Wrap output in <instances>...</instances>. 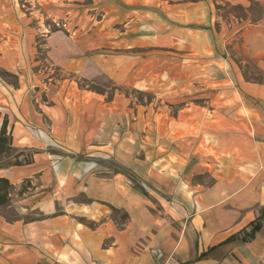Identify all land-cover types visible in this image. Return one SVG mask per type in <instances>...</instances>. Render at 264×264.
Returning a JSON list of instances; mask_svg holds the SVG:
<instances>
[{
  "label": "crops",
  "instance_id": "crops-1",
  "mask_svg": "<svg viewBox=\"0 0 264 264\" xmlns=\"http://www.w3.org/2000/svg\"><path fill=\"white\" fill-rule=\"evenodd\" d=\"M138 1L83 5L97 13L76 21L60 69L86 79L115 70L119 85L147 86L159 72L152 65L158 44L182 42L185 88L215 93L209 107L188 104L172 117L185 121L175 141L143 144L151 127L140 106L131 113L126 95L107 99L37 71L43 22L19 2L0 0L10 7L0 14V67L20 77L16 86L0 81V127L6 119L15 146L33 152L31 163L0 168L20 204V216L0 211V264H264V216L247 237L264 210V15L249 19L251 6L264 11V0H157L147 9ZM227 8L246 15L229 11L225 27ZM120 43L122 64L105 54ZM125 169L153 186L156 198L130 185ZM30 211L36 217L25 219Z\"/></svg>",
  "mask_w": 264,
  "mask_h": 264
},
{
  "label": "rangeland",
  "instance_id": "rangeland-1",
  "mask_svg": "<svg viewBox=\"0 0 264 264\" xmlns=\"http://www.w3.org/2000/svg\"><path fill=\"white\" fill-rule=\"evenodd\" d=\"M15 1L16 3L19 2V7H21L25 13H30L32 12L31 10H34L37 16H39L43 22L42 27L44 30H46V33L36 36L37 54L35 55V69L37 71L41 70L44 75H47V78L54 77L55 79H61L63 77H67L76 80L79 86L87 87L97 92H104L107 96V99H111L113 94L116 92H120L129 97V107L131 108L129 110L131 113L134 109H137V105L140 106L143 125L146 124V127H151V132L146 133L143 131V144L148 145V143L153 144L156 142L162 143L166 141L178 140L185 134V129H183L185 127V121H177L172 117H176L181 110L185 109V105L188 104L191 105V110H194V108L199 104H204L207 107L210 106L207 100H209L215 93L214 89L203 86H189L185 88V80L188 79L185 75V71L180 70V63L185 61V45L182 42L176 40L177 42L175 41L173 46L171 45L172 47L169 48V45L167 44L168 46H166L163 41L161 44L164 46L159 43L157 49H155L156 51L152 52V54H156L155 58L152 56V65L157 66L159 68V72H157V79H152V83H149L150 81L148 82L150 85L145 86V83L140 85H119L117 83L118 81L115 75L117 72L115 70H113L109 76L106 74H98L93 79L79 78V76L75 74L62 71L60 69V61L63 62L72 51V44H70V40H72V36L75 35L73 28L77 24L76 21H78L80 17L83 18L84 15H96L97 13V11H95V13L90 12L91 10L89 8L91 7H88L87 10V7L83 6L87 3V5H89L90 0ZM155 1L157 0H141L138 2L142 3L143 9H147L150 5V2ZM8 10H10V7H0V14L5 13ZM229 11L236 14L237 16L246 15V11L242 8L224 9L223 15L225 16V19L223 22L225 27H228V24L231 23L230 21H232L230 15L228 14ZM143 13V11L138 12V14ZM250 13L252 16L249 15V19L253 20L264 15L263 9L256 4L250 7ZM98 14H101V12H98ZM153 14L160 18V11L153 12ZM161 17L163 16L161 15ZM162 19H164V17ZM116 26L121 27L122 24L117 23ZM218 26L219 24L215 23V27L218 28ZM52 33H61L63 37L53 42V40H50L49 38ZM126 38L132 41L133 35L129 34ZM153 40L154 39L152 38H148L145 40V42L150 41L152 43ZM50 41L52 42V45H50ZM113 45L114 44L111 43V46ZM122 45H124V43H120V47H117L116 50H112L111 48L107 47L105 49V54H108L106 55V58L112 60L113 57V61L118 64L127 62L128 59L123 56L122 51L124 50ZM53 46L55 47L54 50H52ZM115 46L118 45L116 44ZM107 49L110 51H107ZM141 49L143 52H147L146 54L149 55L150 52H148L147 46L142 47ZM191 58L197 59V54H195V56H191ZM146 59H149V57H143V64H146ZM169 59L171 61H169ZM144 67H147V65H143V68ZM247 68L254 76V73L256 72L255 65L250 63L247 65ZM258 78L259 77H257V79ZM0 81H4L16 86L20 82V77L16 72L8 71L0 67ZM171 121L173 130L170 128L171 125L169 124ZM170 130H172V132ZM23 153L26 154L28 151H24ZM144 155L145 154L143 151L142 156ZM21 159L22 157L20 160ZM17 160L19 159H17L15 156L2 158L0 159V168L16 164L18 163ZM108 166L111 168V170H117L115 165L112 163H109ZM125 174L127 176V182L130 185L139 186L142 191L155 197V195H153V192H155V188L153 186L149 185L145 181L140 182L138 180H134L133 173L129 172L127 169H125ZM205 180L210 181L209 178H205ZM27 186L28 183L25 182L23 187L18 190L16 194H21L23 189H27ZM12 190L13 187H9V189L3 190L2 192H8L10 194ZM15 198V196L8 195V201H6V203L0 204V211L3 212L8 218L17 217L18 215L20 216L19 212L17 211V208L20 207V204H14ZM153 201L156 202L155 200ZM10 203L12 205L7 207V205ZM159 204L161 206L163 202H159ZM157 207H159V205H157ZM36 214L37 212L30 211L26 213L24 217L25 219L35 218ZM122 217L123 216L121 215V218Z\"/></svg>",
  "mask_w": 264,
  "mask_h": 264
},
{
  "label": "trees",
  "instance_id": "trees-1",
  "mask_svg": "<svg viewBox=\"0 0 264 264\" xmlns=\"http://www.w3.org/2000/svg\"><path fill=\"white\" fill-rule=\"evenodd\" d=\"M24 150L15 146L13 141L12 133L8 131V121L5 119L0 127V159L7 158L11 156H15L18 161L16 164H23V163H31L33 160V152H28L26 154L23 153ZM22 159L20 160V158ZM12 187L9 180L6 178H0V204L6 203L8 201L9 193H3V190L9 189ZM264 216V210L262 215L257 219L256 222L252 224V229L248 233L249 238H253L255 233L261 228L262 226V219Z\"/></svg>",
  "mask_w": 264,
  "mask_h": 264
}]
</instances>
